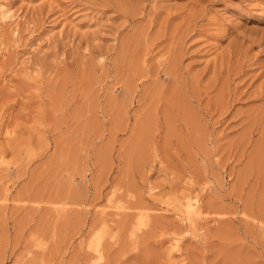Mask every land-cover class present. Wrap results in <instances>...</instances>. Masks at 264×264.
Masks as SVG:
<instances>
[{
	"label": "rangeland",
	"instance_id": "rangeland-1",
	"mask_svg": "<svg viewBox=\"0 0 264 264\" xmlns=\"http://www.w3.org/2000/svg\"><path fill=\"white\" fill-rule=\"evenodd\" d=\"M0 3V264H264V0Z\"/></svg>",
	"mask_w": 264,
	"mask_h": 264
},
{
	"label": "bare ground",
	"instance_id": "bare-ground-1",
	"mask_svg": "<svg viewBox=\"0 0 264 264\" xmlns=\"http://www.w3.org/2000/svg\"><path fill=\"white\" fill-rule=\"evenodd\" d=\"M3 6L4 5H0V18L5 20L7 18H10L11 15L9 16V11H11V10L7 9V8H5ZM194 196L193 197L192 196L185 197V201L183 202V213H185V217H186L187 220L189 218H192L191 220H193V218L196 216V214H199L201 212L199 210L200 208L199 209L197 208L198 207L197 203L199 201L198 198H196L197 195L195 197ZM193 215H195V216H193ZM191 216H193V217H191ZM193 221H195V220H193Z\"/></svg>",
	"mask_w": 264,
	"mask_h": 264
}]
</instances>
